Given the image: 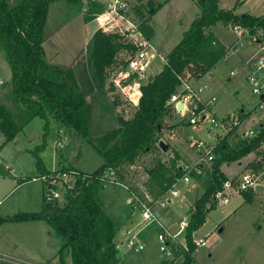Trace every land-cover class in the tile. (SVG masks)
<instances>
[{"label": "rangeland", "instance_id": "374dc122", "mask_svg": "<svg viewBox=\"0 0 264 264\" xmlns=\"http://www.w3.org/2000/svg\"><path fill=\"white\" fill-rule=\"evenodd\" d=\"M7 1L16 3L19 0ZM111 1L88 0V3L90 6L96 4L102 13L103 20L109 21L112 18L107 13L106 5ZM157 1L162 2L163 5L150 18L149 23L156 32L152 43L161 54L158 55L151 49H146L148 66L143 84L147 83L148 76H154L162 71L167 54L201 13L196 0ZM220 1L219 4L223 8L237 4L236 13L239 12L238 14L249 12L259 15L264 12V0H248L247 4L243 3V0ZM80 5L83 4L67 1L53 4L46 28L49 31L47 38L50 37L47 62L51 65L70 68L73 67L75 58L81 53L73 68L81 89L87 96L88 132L92 137H97L107 130L118 127V112L125 109L126 117L130 118L133 115V102L123 86L132 85L136 80V74L129 71L126 66L111 74L106 86L115 87L112 94L100 84L88 50L92 35L90 28L92 30L97 24L98 11L83 13L80 11ZM128 16L136 24L140 22L135 11H131ZM86 23H88L87 26ZM106 23L109 27L108 31L121 28L120 31L126 32L128 36L129 32L125 30L128 26L127 21L119 19ZM236 23L238 21H230L227 24L218 23L215 26L217 36L228 49L227 55L196 82L197 86L203 85L205 89L203 96L206 99L211 96L216 97L206 122L194 127L188 123V116L183 117L174 112L172 117L167 118V123L172 124L183 119L184 124L177 125L171 130L164 129L163 137H168L170 131L175 133V138H165L167 141L165 143L170 145V149L142 155L134 165L125 168L126 176L122 181L114 178L107 179L98 191L105 209L118 221V226L121 219L125 217L127 219L129 214L133 215V220L128 222V224L131 223L130 226L126 227L131 232L125 233L124 228L120 227L116 233L121 264H169L173 256L167 251H161L158 240L161 224L171 234L180 231V221L184 217L190 221V210L195 200L210 186L212 163L205 164L207 170L204 174L192 176V182L195 183L193 188L178 180L176 189L181 192V195L174 198L166 208L158 203L153 206V212L160 223L155 220H143L142 208L128 204V199L134 196V192L139 189L138 185L148 187L146 182L149 176L148 171L156 161L162 160L173 165L172 160L176 159L174 163L176 167L186 162L194 164L199 159L200 153L190 146V136L214 145L223 135L221 129L209 124L211 114L222 118L245 110L252 115L245 122L244 129L259 118L264 119V108L260 106V97L252 93L246 82L249 68L254 66L258 57L264 55V48L249 39L240 41L238 33L234 30ZM11 77L12 70L6 47L0 42V81H4L3 84L0 83V103L7 108L12 119L22 126L16 137L10 141H6V136L0 131V215L3 217L20 212H36L42 208L45 185L41 179H33L41 175L35 152L49 171H58L65 167L93 172L103 164L102 157L89 140L79 135L72 127L63 128L60 131L50 111H47L45 119L33 116L32 110L21 104L14 92L8 88ZM113 94L119 96V102L122 104L118 109L110 100V95ZM213 131L216 133H212ZM251 157L252 153L238 161L224 163L222 170L231 178L240 172ZM7 166L10 168L7 169ZM256 173L259 176L258 185L263 188L260 191H257L256 187L253 188L252 202L247 201L242 193H231L226 203H218L216 207L210 209L206 221L193 233L195 241L205 240V245H199L194 252L198 264H264V168ZM47 227L49 229L47 228L46 231L27 222L0 224V264H60L58 253L62 239L50 226ZM221 228L222 231H220ZM186 231L177 235L180 241L185 240ZM133 235L145 246L139 252L126 248L127 238ZM66 263L71 264L70 255L67 256ZM174 264H180V261Z\"/></svg>", "mask_w": 264, "mask_h": 264}, {"label": "trees", "instance_id": "16d2710c", "mask_svg": "<svg viewBox=\"0 0 264 264\" xmlns=\"http://www.w3.org/2000/svg\"><path fill=\"white\" fill-rule=\"evenodd\" d=\"M54 1L58 0H19L16 3L0 0V42L6 47L12 70L8 85H12L16 99L32 110L33 116L45 119L47 111H50L60 131L72 127L79 135L86 137L102 157L103 164L93 172L75 168L77 179L68 190L64 203L44 199L40 211L20 212L7 217L0 215V223L46 221L62 239L58 253L60 264H67L68 255L71 256V264H121L116 241V233L120 229L118 221L105 209L98 194L99 189L107 179L122 181L126 176L125 168L134 165L142 155L163 150L160 142L165 128L171 130L184 124L183 119L167 123V118L176 112L175 106L169 104L168 100L180 84V76L199 79L227 55L228 49L218 38L214 27L218 23L238 21L251 32L264 30V13L238 14L237 4L223 8L220 0H196L201 13L167 54L162 71L141 85V95L138 104L133 105V115L126 117L125 109L118 112V127L92 137L88 132L87 96L73 69L51 65L45 60V29L49 7ZM162 5L157 0H137L135 12L140 18L138 27L147 38L155 36V29L149 20ZM138 48L126 32L120 30L108 31L98 27L90 37V57L100 84L111 94L115 87L106 86L108 78L119 68L125 67ZM110 100L116 109L122 105L117 95H110ZM21 128L0 103V131L6 136V141L13 140ZM263 134L264 127L259 136L247 139L241 138L233 129L217 141L213 149L216 157L212 163L210 186L195 200L194 209L190 210L185 236L187 248L179 246L175 251V260L178 258L180 264H198L194 257L198 248L193 233L206 221L210 209L218 204L214 194L230 179L222 170V165L238 161L252 152L261 155ZM35 155L41 174L50 173L36 152ZM175 160H172L173 165L158 160L149 169L146 182L148 190L156 197L165 195L184 175L185 170L176 167ZM263 166L264 162L259 159L248 164V168L256 172L262 171ZM252 191L253 188L241 192L249 202L253 201ZM175 260L168 263L174 264Z\"/></svg>", "mask_w": 264, "mask_h": 264}, {"label": "built area", "instance_id": "2783aa9c", "mask_svg": "<svg viewBox=\"0 0 264 264\" xmlns=\"http://www.w3.org/2000/svg\"><path fill=\"white\" fill-rule=\"evenodd\" d=\"M136 3L137 0H112L107 7V13L109 14L110 18H112L109 21H117L119 19L127 21L128 26L125 27V30L129 32L128 36L139 47L138 50L130 56L126 65L129 71L136 74V80L134 81L135 84L133 82L132 85L129 84V86H123V89L128 92V96L131 98L130 100H132L133 105H137L139 102L142 88L140 86L143 84L142 81L146 77L148 66V52L146 49L149 48L156 54H161L152 43V38H147L145 34H143V32L139 29L138 24L128 18V14L131 11H135ZM109 21H104L103 23V28L105 30L109 28L106 23ZM120 30L122 29L120 28ZM234 30L236 33H238L240 41L241 39H249L251 42H254L258 45H264V43H262L264 39L263 29H258L256 32H251L248 27L236 23ZM235 48L238 49L237 46H235ZM164 63L166 64L165 60ZM248 73L249 74L246 76V82L252 93L260 97V106L264 108V55L260 58L258 57V60L254 63V66L249 68ZM125 76H128V74H125ZM197 81L198 80L193 77L180 76V84L177 86V89L175 92H173L170 99L168 100L169 104L175 106L177 113L181 114L183 117L188 116V123L194 127H198L199 125H202V123L204 124V122H206V119L208 118L207 115L212 108V103L216 100L215 96H211L206 99L203 96L205 89L203 85L197 86ZM0 83L3 84L4 81L1 80ZM179 103H181L183 106L181 109H178L177 105ZM243 120L242 112L229 114L222 118H219L216 114H211L209 117V124L221 129L223 135L233 129L235 130V133L241 138L253 139L260 135L261 130L264 127V120L261 124L258 122L247 129H242L241 126L243 124ZM212 133L215 134L216 132L213 131ZM221 137H219L217 141ZM165 138H175L174 132H171L168 137H161V140L166 141ZM189 144L192 148L200 153V157L194 164H178L179 167L185 170V173L182 178L179 179V182L183 181L187 186L193 188L195 183L192 182V176L196 174H204V172L207 170V168H205V164H211L213 161H215L214 159L216 155L213 152V149L216 143L214 145L208 144L203 139L190 136ZM260 149L262 150V154L259 160L264 161V134ZM111 173L114 174L113 171ZM77 174V169L74 168L61 170L58 169V171L52 170L47 174L42 173L40 176H38V178L35 179H41L44 182V199L46 201L64 203L67 198V192H69L68 190L74 186V183L77 179ZM258 178L259 176L256 171L248 169L247 171H244L238 178H230L225 181L223 187L214 194V198L218 203H226L231 193H241L242 191H248L251 188L257 187L259 184ZM177 185L178 183H175L173 187L165 193V195L160 197H156L150 190H148V187H140V185H138L139 189L134 192V196L128 199V204H133L135 207L137 206L142 208L143 220H155L160 223L158 217L155 216L153 212V206L158 203L162 207L166 208L168 204L172 203L174 198L179 197L181 192L176 189ZM192 209H194V206ZM188 223L189 220L184 217L180 221V231H178L176 234H171L170 231L163 224H161V230L158 233V240L161 247L160 249L161 251H167L168 254H171L173 256L171 260H175V251L180 248L179 246L187 248L186 239L184 241H180L177 235L186 230ZM195 242L197 247L199 245H205L204 239ZM125 245L127 246V249L134 252H139L145 247L135 238V235L128 237ZM177 259L175 262L178 261Z\"/></svg>", "mask_w": 264, "mask_h": 264}, {"label": "crops", "instance_id": "0c3cea01", "mask_svg": "<svg viewBox=\"0 0 264 264\" xmlns=\"http://www.w3.org/2000/svg\"><path fill=\"white\" fill-rule=\"evenodd\" d=\"M61 1H63V0H58V1H54V2H52L51 3V5H50V7H49V14H48V18H47V24H46V28L48 27V24H49V16H50V12H51V8H52V6H53V4L55 3V4H57V3H60ZM243 3H245V4H247V2H248V0L246 1V0H243L242 1ZM69 3H72V2H69ZM74 3H79V4H83V5H80L81 6V9H80V11H82L83 13H85V12H89V13H91L92 11H98L96 14H97V16H96V22H97V24H96V26H94L93 28H92V30H91V28H90V31H91V33L93 34V32L95 31V29L96 28H98V27H103V23H104V20H103V17L101 18V15H102V13L99 11L100 9L98 8V6H96V4L95 5H89V3H88V0H79V1H76V2H74ZM95 3H99V2H97V1H95ZM108 5L109 4H107L106 6L108 7ZM244 5V4H243ZM60 6H62V5H60ZM234 6V5H233ZM99 9V10H98ZM95 13V12H94ZM239 13V12H238ZM247 13V12H246ZM246 13H244V14H246ZM249 13V12H248ZM264 13V12H263ZM262 13V14H263ZM250 14H252V13H250ZM252 15H258V14H252ZM259 15H261V14H259ZM88 25V23H86V26ZM215 28V27H214ZM45 41H44V48H45V60H46V62L48 61L47 60V57H48V49H47V47H48V41H49V38H47V36H49L48 35V33H49V31L47 30V29H45ZM215 31V30H214ZM216 33V32H215ZM92 36V35H91ZM90 36V37H91ZM219 38V37H218ZM87 39H89V37L87 36ZM221 42H222V40H220ZM262 48H264V45L263 46H261ZM80 55H81V53H79V55H78V57H76L75 58V61L73 62V67L76 65V63H77V61H78V59H79V57H80ZM48 63V62H47ZM73 67H70V68H72L73 69V71H74V73H75V75H76V78H78L77 77V74H76V71H75V69L73 68ZM78 80V79H77ZM249 87V86H248ZM242 113H243V124H242V126H241V128L242 129H244V125H245V122L247 121V120H249V118H250V116L252 115L251 113H248V112H245V110H242ZM263 117H261V118H259V120H257V121H255V120H253V121H255V122H252L250 125H248L249 127H251L253 124H257L258 122L261 124L262 122H263ZM247 126V127H248ZM245 129H247V128H245ZM171 132H173V131H171ZM175 134V133H174ZM251 154V153H250ZM261 157V155H258L256 152H252V157H251V159H249V162H247V163H245L244 165H243V168L240 170V172L239 173H236L233 177H231V179H233V178H238L244 171H247L249 168H248V164L250 163V162H252L253 160H257V159H259ZM196 162V161H195ZM264 162V161H263ZM187 163V162H186ZM264 167V166H263ZM8 168H10V167H8L7 166V169ZM230 178V177H229ZM34 180H38V179H35V177L33 178ZM43 203H44V201H43ZM42 206H43V204H42ZM128 218L126 219V217L125 218H123V219H121L120 220V226H119V228L121 227V228H124L123 230L125 231V233H130L131 232V230H129L128 228H126L127 226H130V224H128V222H130V221H132L133 219V215H130L129 214V216H127ZM131 219V220H130ZM30 223V224H34V226L35 225H37L38 226V228H43V229H45L46 231H47V226H49L48 224H47V222L46 221H44V220H32V221H21V222H13V221H6V222H3V223H0V224H6V223H8V224H24V223ZM39 222H45V223H39ZM42 224H45V225H42ZM49 229V228H48ZM49 234H50V231L48 232ZM117 241V240H116ZM119 258H120V256H119ZM121 259V258H120ZM23 261V260H22ZM52 263V262H51ZM121 263V262H120ZM123 264V263H122Z\"/></svg>", "mask_w": 264, "mask_h": 264}, {"label": "water", "instance_id": "95a60500", "mask_svg": "<svg viewBox=\"0 0 264 264\" xmlns=\"http://www.w3.org/2000/svg\"><path fill=\"white\" fill-rule=\"evenodd\" d=\"M153 78H154V76L152 75V76L149 77L148 80L151 81ZM8 88L11 89V88H12V85H9ZM177 106H178V109H181V108L183 107L181 103H179ZM161 141H162V140H161ZM165 142H166V141H162V142H160V146L162 147V149H163L164 151H167L169 145H168L167 143H165ZM261 188H263V187H261V186H259V185L256 187L257 191H260ZM222 230H223V229L221 228L220 231H222Z\"/></svg>", "mask_w": 264, "mask_h": 264}]
</instances>
